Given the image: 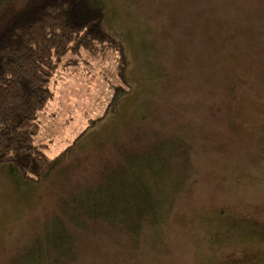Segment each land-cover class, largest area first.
Wrapping results in <instances>:
<instances>
[{"label": "rangeland", "instance_id": "obj_1", "mask_svg": "<svg viewBox=\"0 0 264 264\" xmlns=\"http://www.w3.org/2000/svg\"><path fill=\"white\" fill-rule=\"evenodd\" d=\"M101 1L125 65L63 57L0 264H264V0Z\"/></svg>", "mask_w": 264, "mask_h": 264}, {"label": "trees", "instance_id": "obj_2", "mask_svg": "<svg viewBox=\"0 0 264 264\" xmlns=\"http://www.w3.org/2000/svg\"><path fill=\"white\" fill-rule=\"evenodd\" d=\"M106 19L101 0H0V165L14 178L40 182L71 147L50 156L34 142L63 57L84 52L114 56L119 71L125 65L124 43Z\"/></svg>", "mask_w": 264, "mask_h": 264}]
</instances>
